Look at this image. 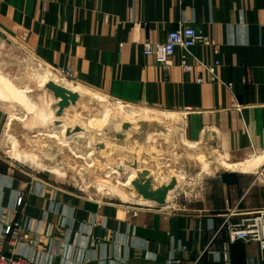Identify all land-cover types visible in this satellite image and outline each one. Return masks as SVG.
<instances>
[{"label": "crops", "instance_id": "obj_1", "mask_svg": "<svg viewBox=\"0 0 264 264\" xmlns=\"http://www.w3.org/2000/svg\"><path fill=\"white\" fill-rule=\"evenodd\" d=\"M0 21L88 89L188 113L194 135L206 134L233 165L207 183L198 203L170 215H133L0 172L1 224L20 222L40 244L0 234V249L28 259L42 251L38 260L47 264H264L258 243L232 242L224 226L264 213V169L257 171L264 162V0H0ZM180 25L201 29L214 46L197 44L192 55L176 48L163 68L144 54L143 40L165 42ZM183 56L189 65L194 58L219 65L186 73Z\"/></svg>", "mask_w": 264, "mask_h": 264}, {"label": "rangeland", "instance_id": "obj_2", "mask_svg": "<svg viewBox=\"0 0 264 264\" xmlns=\"http://www.w3.org/2000/svg\"><path fill=\"white\" fill-rule=\"evenodd\" d=\"M52 84L78 94L76 103L56 97ZM125 110L153 114L128 119ZM189 118L80 85L42 61L18 27L0 21V172L17 184L38 181L43 190L133 215L184 212L233 167L206 134L194 135ZM135 183L149 184L163 206L140 195ZM20 231L33 234L22 225Z\"/></svg>", "mask_w": 264, "mask_h": 264}, {"label": "built area", "instance_id": "obj_3", "mask_svg": "<svg viewBox=\"0 0 264 264\" xmlns=\"http://www.w3.org/2000/svg\"><path fill=\"white\" fill-rule=\"evenodd\" d=\"M182 2V0H178ZM197 44H203L205 46H214V43L206 36L203 35L202 30L197 28L194 25H180L177 29L171 31L167 37V40L162 43L155 44L148 39L143 40V49L144 54L148 57H152L155 59L156 63L163 68H168L173 64L174 60V51L176 48H181L188 55L191 54V48L196 46ZM216 47V46H215ZM186 56H183L182 67L184 72L192 73L195 66H200L203 69L211 71L214 67L219 64L216 63L214 65H210L205 63L204 61L198 60L194 58L195 63L193 65H189L185 60ZM67 76H73L74 72L71 69L62 70ZM213 79L218 81V77L213 74ZM198 83H203V76L200 75L197 79ZM227 87L232 89V84H228ZM23 203V198L20 197L18 199V205L21 206ZM227 221L224 223V225ZM0 230L1 237H5L9 239L11 242L17 243L23 241L24 243L28 242L30 245L39 247V241L34 240L29 235H23L21 230V223H9L7 226H3L0 222ZM30 229H28L29 231ZM228 230L231 234V241L233 242H256L261 245V251L264 255V214H256L250 216L241 223L237 225H229ZM42 255V251L36 256V259H28L21 254H16L13 250L9 252H5L0 249V264H47L42 263L38 260V257Z\"/></svg>", "mask_w": 264, "mask_h": 264}, {"label": "water", "instance_id": "obj_4", "mask_svg": "<svg viewBox=\"0 0 264 264\" xmlns=\"http://www.w3.org/2000/svg\"><path fill=\"white\" fill-rule=\"evenodd\" d=\"M52 86L54 87V92L56 97H61L62 99H64L65 101L70 98V100H73V103H76V100L78 99L79 95L78 94H74L72 93V91L62 88L60 86H55L54 84H52ZM134 186L138 189L140 195H142L145 199L150 200V201H154L155 204L159 205V206H163L164 202H161L160 198L155 197L154 194L149 192V184L146 185H139L137 183L134 184ZM164 192L167 189H163ZM158 200H160L158 202Z\"/></svg>", "mask_w": 264, "mask_h": 264}, {"label": "bare ground", "instance_id": "obj_5", "mask_svg": "<svg viewBox=\"0 0 264 264\" xmlns=\"http://www.w3.org/2000/svg\"><path fill=\"white\" fill-rule=\"evenodd\" d=\"M49 74V73H48ZM77 89V88H76ZM75 89V90H76ZM83 90V89H82ZM89 95H91V94H89ZM133 110H129V111H126L125 110V115H126V117L128 118V119H132V118H137V117H139V116H142V115H145V114H153V112L152 111H149V110H140V112H134ZM157 115V114H156ZM163 117H165V116H163Z\"/></svg>", "mask_w": 264, "mask_h": 264}]
</instances>
